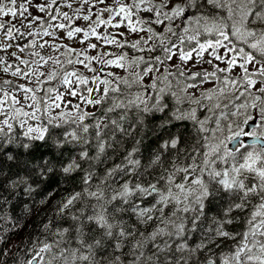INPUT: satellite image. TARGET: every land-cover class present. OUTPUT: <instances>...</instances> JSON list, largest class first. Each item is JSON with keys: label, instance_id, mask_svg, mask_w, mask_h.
<instances>
[{"label": "snow or ice", "instance_id": "obj_1", "mask_svg": "<svg viewBox=\"0 0 264 264\" xmlns=\"http://www.w3.org/2000/svg\"><path fill=\"white\" fill-rule=\"evenodd\" d=\"M5 16L0 264H264V0Z\"/></svg>", "mask_w": 264, "mask_h": 264}, {"label": "trees", "instance_id": "obj_2", "mask_svg": "<svg viewBox=\"0 0 264 264\" xmlns=\"http://www.w3.org/2000/svg\"><path fill=\"white\" fill-rule=\"evenodd\" d=\"M53 187H55L54 184ZM58 195L59 193L57 192L53 197V199L58 197ZM21 199H23V197H21ZM48 203H51V200ZM45 208H47V204L45 205ZM41 212L43 213V209H41ZM42 218L43 216L42 215L37 216L34 210L33 214L25 220L23 226L18 231L14 232V234L10 237V240H22L23 238H26L29 235L37 236V237L43 236L44 233L39 228V222L41 221ZM225 243H227V241ZM14 251H23V250L15 249ZM13 259L14 256L10 254L7 257L8 264H13Z\"/></svg>", "mask_w": 264, "mask_h": 264}, {"label": "rangeland", "instance_id": "obj_3", "mask_svg": "<svg viewBox=\"0 0 264 264\" xmlns=\"http://www.w3.org/2000/svg\"><path fill=\"white\" fill-rule=\"evenodd\" d=\"M8 19H9V17L8 16H5V17L0 18V21H5V20H8ZM14 23L20 24V17L19 16L16 17V20L14 21ZM77 23H80V21H77ZM19 42L23 43V41H19ZM112 70L114 72H118L121 75H123L122 70L119 69V68H113ZM2 76H3V73H0V77H2ZM65 98H68V97H65Z\"/></svg>", "mask_w": 264, "mask_h": 264}]
</instances>
